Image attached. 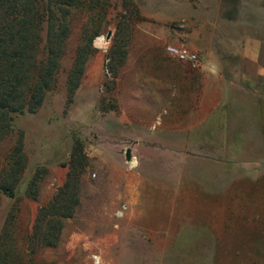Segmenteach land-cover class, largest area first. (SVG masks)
<instances>
[{"label":"rangeland","instance_id":"rangeland-1","mask_svg":"<svg viewBox=\"0 0 264 264\" xmlns=\"http://www.w3.org/2000/svg\"><path fill=\"white\" fill-rule=\"evenodd\" d=\"M101 1L107 16L94 24L88 11L71 9L53 90L36 114L15 118L0 144L2 167L20 140L23 144L15 154L23 165L18 194L14 200L0 195V244L7 241V264H96L95 258L103 262L105 256L119 264H154L157 257L163 264H264V98L233 87L222 118L199 132V145L148 147L149 154L166 161L164 176L147 173L136 185L128 177L136 166L125 160L132 143L115 145L111 124L112 112L125 107L110 83L114 37L119 25L118 41L136 26L135 35L143 40V27L156 32L174 11L197 9L198 0ZM100 37L107 41L105 50L95 45ZM82 49L88 60L71 92L68 76ZM76 148L86 158L79 204L61 221L56 245L32 243L42 209L67 204L60 190L73 155L79 158Z\"/></svg>","mask_w":264,"mask_h":264},{"label":"crops","instance_id":"crops-1","mask_svg":"<svg viewBox=\"0 0 264 264\" xmlns=\"http://www.w3.org/2000/svg\"><path fill=\"white\" fill-rule=\"evenodd\" d=\"M263 2L198 0L197 9L174 11L156 32L143 27V40L133 26L128 67L123 65L114 85L125 107L112 112L111 124L115 145L132 143L136 167L128 177L136 185L147 173L164 176L166 161L148 147L199 145V132L222 118L233 87L264 98ZM168 46L189 49L199 63L179 62L166 53Z\"/></svg>","mask_w":264,"mask_h":264},{"label":"trees","instance_id":"trees-1","mask_svg":"<svg viewBox=\"0 0 264 264\" xmlns=\"http://www.w3.org/2000/svg\"><path fill=\"white\" fill-rule=\"evenodd\" d=\"M104 5L101 0H0V144L11 133L15 118L36 114L53 90L68 38L71 9L79 7L88 11V22L94 24L95 18L106 19ZM95 9L98 11L94 13ZM120 29L119 25L109 53L112 86L126 62L132 34V28H128L126 38L118 41ZM91 40L92 37L87 39L88 49ZM87 53L83 49L79 51L69 73L71 92L79 86L84 74ZM22 148L20 140L7 165L2 167L0 162V195L10 200L18 194L17 183L23 165L15 154L21 153ZM75 151L79 158L73 155L66 183L60 190L67 204L42 209L31 236L32 243L44 247L56 245L62 230L61 221L71 218L79 204L78 185L86 158L80 149ZM51 215L53 221L49 220ZM7 248V241H3L0 264L8 263Z\"/></svg>","mask_w":264,"mask_h":264},{"label":"built area","instance_id":"built-area-1","mask_svg":"<svg viewBox=\"0 0 264 264\" xmlns=\"http://www.w3.org/2000/svg\"><path fill=\"white\" fill-rule=\"evenodd\" d=\"M165 51L168 55L181 63H188L191 65H197L199 63L198 55L185 47L168 46Z\"/></svg>","mask_w":264,"mask_h":264},{"label":"bare ground","instance_id":"bare-ground-1","mask_svg":"<svg viewBox=\"0 0 264 264\" xmlns=\"http://www.w3.org/2000/svg\"><path fill=\"white\" fill-rule=\"evenodd\" d=\"M106 43H107V41H106V39L105 38H103V37H100V38H98L96 41H95V45H96V47L98 48V49H101V50H105V48H106ZM131 168H134L135 166H136V162L134 161V162H132L131 164ZM131 195H134V194H131ZM139 200V199H138ZM139 216H141V214L139 215ZM157 248H158V252L160 251V244H158L157 243ZM107 254H109V252H106ZM95 260V263L96 264H119L118 263V261H116L114 258H113V260L112 259H106V256H105V259H104V261L103 262H101L98 258H95L94 259ZM154 264H163L162 263V258H156V260L154 261Z\"/></svg>","mask_w":264,"mask_h":264},{"label":"water","instance_id":"water-1","mask_svg":"<svg viewBox=\"0 0 264 264\" xmlns=\"http://www.w3.org/2000/svg\"><path fill=\"white\" fill-rule=\"evenodd\" d=\"M110 35L107 37L109 39ZM125 160L126 162H130L132 160V156H131V150L127 149L126 153H125Z\"/></svg>","mask_w":264,"mask_h":264}]
</instances>
